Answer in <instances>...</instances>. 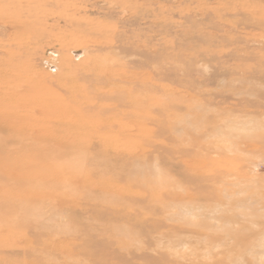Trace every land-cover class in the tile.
<instances>
[{"label":"rangeland","instance_id":"rangeland-1","mask_svg":"<svg viewBox=\"0 0 264 264\" xmlns=\"http://www.w3.org/2000/svg\"><path fill=\"white\" fill-rule=\"evenodd\" d=\"M0 264H264V0H0Z\"/></svg>","mask_w":264,"mask_h":264},{"label":"bare ground","instance_id":"bare-ground-1","mask_svg":"<svg viewBox=\"0 0 264 264\" xmlns=\"http://www.w3.org/2000/svg\"><path fill=\"white\" fill-rule=\"evenodd\" d=\"M54 249V248H53Z\"/></svg>","mask_w":264,"mask_h":264}]
</instances>
